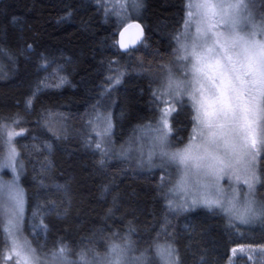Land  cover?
Segmentation results:
<instances>
[{
    "label": "trees",
    "instance_id": "16d2710c",
    "mask_svg": "<svg viewBox=\"0 0 264 264\" xmlns=\"http://www.w3.org/2000/svg\"><path fill=\"white\" fill-rule=\"evenodd\" d=\"M138 1L141 13L135 16L126 4L130 17L122 22L105 0H0V125L17 133L24 216L35 202L46 211L47 231L27 234L31 246L40 261L50 262L51 253L67 245L75 261L82 250L103 256L110 243L130 236V256L147 250L151 264H163L156 244L172 245L179 264H264L237 252L264 246V217L241 223L219 207H170L175 166L152 168L118 152L160 116L158 87L177 56L188 10L187 0ZM246 1L264 23V0ZM134 19L144 24L145 40L122 51L119 32ZM58 71L66 73L63 82L49 78ZM104 111L115 123L110 143L98 150L94 121ZM194 117L189 102H178L171 116L174 147L190 141ZM3 142L4 136L0 154ZM259 174L254 195L262 205L264 149ZM2 220L0 264H14V257L4 258L9 238Z\"/></svg>",
    "mask_w": 264,
    "mask_h": 264
},
{
    "label": "snow or ice",
    "instance_id": "6c2138e0",
    "mask_svg": "<svg viewBox=\"0 0 264 264\" xmlns=\"http://www.w3.org/2000/svg\"><path fill=\"white\" fill-rule=\"evenodd\" d=\"M193 7L201 10L202 21L208 23L207 28L203 31L200 28L197 29L198 33L206 38L202 39L199 44L194 42L190 52L188 51L189 46L181 42L179 37L176 38L180 52L177 59L189 61L190 68L187 71L191 73V79L187 78V74L184 78H180L174 76L170 71L164 86L165 91L159 93V103L161 105L175 104L180 102L178 98L182 99L183 96H188L193 101V106L196 107L197 115L194 119L203 126L200 135L204 137V140L201 145H196V151H194L192 143L182 150L163 151L168 140V134L163 131V127L167 116L172 111L170 108L162 114L160 127L156 129L158 135L154 137L152 148L148 152L147 163L151 164L153 156L156 155V149L160 148L162 165L164 158H167L168 161L177 162L185 168L191 165L197 169H207L206 175L216 177V180L206 186V188H210L218 183L225 168L232 167L230 163H226L216 154L221 142L232 151L239 149L240 152H244L248 149L249 134L253 132L257 121L264 120V41H257L254 38L256 35L254 32L241 35L238 31V28L247 23L250 18L247 5L243 3V0H238L236 3H213L211 0H204L202 3L189 5V9ZM222 25L225 26L224 30H220ZM209 33L211 35H208ZM0 52H3V49H0ZM111 79H117L119 82L118 78L110 77ZM197 93H199V97H197ZM165 96H171L172 100H165ZM27 103L28 106H31V98ZM104 119L107 120L104 136L109 139L104 141L102 138L101 142L96 144L98 150L101 149L102 143H110L112 125L107 117ZM13 123L19 125L20 121L17 119ZM229 125L231 126L225 132V128ZM204 128L209 130L206 136L203 132ZM195 131L196 129H194ZM5 134L10 147L7 157L0 162V169L10 167L15 174L18 153L14 147H11V144L13 135L17 133L7 130L6 125H0V139ZM240 140L243 143L235 142ZM261 144L264 145V130H262ZM47 147L51 150L50 145ZM253 147H255V141H253ZM201 148L202 151H199ZM106 154L107 149L102 155ZM126 154V151L122 150L121 155ZM98 163L103 166L105 160L101 159ZM20 167H23L22 163H20ZM253 178L258 180L255 173H253ZM237 179L240 177L237 176ZM18 181V175H14L13 180L8 184L0 181V223H3L2 217L7 215L8 227L3 231L10 242L9 254L4 258L7 261L13 260L15 257L14 264H40V257L36 254V249L31 246V242L26 237L22 238L25 201L23 189L19 186ZM245 183H247L250 193L255 191L253 182L246 179ZM170 191L184 192L186 196L188 194L183 179L176 188ZM234 199L235 197H233ZM169 203L170 207L174 206L185 210L194 209L201 204L208 207L209 210L219 207L241 223H249L257 216L264 217V204L261 205L258 212L253 209L251 200L246 203L243 209H237L232 200L225 207L221 199L213 198L210 194L205 193H201L199 196L193 195L190 203L187 200L179 205H173L172 201ZM41 227L47 231L46 225L42 224ZM132 251H134L133 242L130 236H125L121 238V242L110 243L107 253L103 256L93 253L89 257L88 252L82 250L78 254V260L73 261L68 258L70 252L68 246L61 244L51 253L50 262L46 261L45 264H151L146 255L147 250L139 256L129 257V253ZM155 252L163 264H179L172 245L156 244Z\"/></svg>",
    "mask_w": 264,
    "mask_h": 264
},
{
    "label": "rangeland",
    "instance_id": "374dc122",
    "mask_svg": "<svg viewBox=\"0 0 264 264\" xmlns=\"http://www.w3.org/2000/svg\"><path fill=\"white\" fill-rule=\"evenodd\" d=\"M105 1L115 6L114 9L116 10L118 14L120 13L119 15L124 16V18H122V22L126 21L127 18L129 19L130 17V13L128 14L127 5L132 8V11L136 14L135 16L141 13L140 4L138 0H135V2H133V0H105ZM202 2H204V0H187V6H188L187 16L179 32L178 37L180 38L181 42L186 43L189 46L188 47L189 52L191 51V45L194 42L199 44L200 42H202V39L206 38V37H202L200 33H198L197 31L198 28H200L201 31H203L208 26V23L206 21H202L201 10H198L195 7L189 9L190 4L195 5L197 3H202ZM211 2L213 3H220V2L236 3L238 2V0H211ZM243 3L247 5V9H248L247 1L243 0ZM190 12H191V15H189ZM248 15L250 18L248 19L247 23L242 24L238 28V31H240L241 35L254 32L256 33L254 38L257 41H264V23L260 22V20L257 17V14L253 10L249 11L248 9ZM224 27L225 26L222 25L220 30H224ZM213 30H216V29H213ZM208 35H211V33H209ZM178 49H179V44L178 42H176L175 51L177 53V56L180 54ZM197 50L199 51V48H197ZM177 56L175 59L171 61L172 65L170 66L168 71L164 74L163 76L164 81L158 87V94L165 91L164 86L167 82V78L169 76L170 71L174 76H179L180 78H184L185 74H187V78L191 79V73L187 71V69L190 68L189 61L178 60ZM65 75L66 73L64 72L61 73L58 71L55 75H52V74L49 75V78L50 80H53V78H55L54 80L56 82H58V80L61 81V79H63L64 81L66 78ZM197 97H199V93H197ZM164 99L171 101L172 97L165 96ZM178 99L180 101L185 100L189 102V104L194 109L195 116L197 115L196 107L193 106V101L188 96H183L182 99L180 98ZM177 105L178 103L163 104L159 118L156 121L141 127L138 130L137 136H136V139H138V141L136 143L128 144L124 146L123 148H121L118 151L119 154L121 155L122 150L126 151L127 154L124 156L137 157L138 158L137 160H139L138 162L145 164V165H149L152 168L157 167L158 165H162V158L159 154L161 151L160 148L156 149V155L153 156L151 164L147 163V156H148V152L152 148L154 137L158 135V132L156 131V129L160 127V121L162 118V114L164 112H167L170 108L172 109V111L167 116L166 123L163 127V131L168 134L167 146L164 147L162 150L166 152H174L177 150H182L189 143H192L194 147V151H196L197 150L196 145H201L204 140V137L200 135V131L203 126L200 125L197 122V120H195V125H194V129H196V131L194 132L193 130L192 138L186 145H184L183 147H174L171 144V139H170V134L172 131L171 116H172L173 110L176 108ZM105 117H107L111 122V125H112L111 131L114 127L115 120H114L113 113L111 111L102 112V114L98 117V119L94 121V124H95L94 130L96 131L97 129L98 131L97 133L98 140H99L98 143L101 142L102 138L104 141L109 139V137L104 136V129L107 127V120L104 119ZM60 125H62V123H60ZM230 126L231 125L227 126L224 131L227 132L228 127ZM7 130L14 132L10 128ZM262 130H264V120H258L256 126L254 127L253 132L249 134L248 149H246L244 152H240L239 149H237L236 151H232L230 148L225 147L223 143L221 142V146L216 151V154L219 157H221V159L224 160L226 163H230L232 167L225 168L223 173L220 175L218 183H216L210 188H206V186L209 185L212 181L216 180V177L206 175L205 173L207 169H203V168L197 169L196 167L191 166V165L185 168V166L180 165L177 162H171V161H168L167 158H164L163 165L175 166L174 175L176 176V179L173 182L174 185L172 189L176 188L177 184L181 181V179L185 181L186 187L188 189L187 196L185 195L184 192H180V191L173 192L172 191L173 197H174L172 198H173L175 205L184 203L185 200H187L190 203L191 197L193 195L199 196L201 193H205V194H210L213 198L221 199L225 207H227L228 202L232 200L237 209H243L246 203L249 200H251L253 201L252 203L253 209L257 210L258 212L260 210L261 205L256 200V197L254 195L255 191L251 193L249 192L248 185L247 183H245V180L247 179L250 182H253L255 189H256V184L258 183V181H260L259 159L264 149V145L261 144ZM208 131L209 130L206 128L203 129L205 136L207 135ZM111 134L112 133L110 132V138H111ZM16 135H13L12 137L11 147H14L17 153L19 154L17 145L14 142ZM4 138H5V142H3V144L5 146V149H4V152L0 154V162L3 161V158L7 157L8 152H9V147H10L8 143V137L6 134L4 135ZM229 138H230V134H229ZM253 141H255V147H253ZM235 142L243 143L242 140L235 141ZM104 147H105V143H102L101 149ZM199 151H202V148L199 149ZM0 152H1V149H0ZM253 153H255V155H253ZM24 170L25 168L23 167L21 168L20 165L18 164V156H17L16 173L14 174L10 167H4L3 169H0V181H2L4 184H8L13 180L14 175L19 176L18 183H19V186L23 189V193H24V201H25L24 213H25L26 196H25V189L22 185V175H23ZM253 173H255V177L258 178V180L253 178ZM237 176H239L240 179H237ZM233 197H235L234 200H233ZM198 206H202V204ZM43 207L44 206H42L40 203L35 202V206H33L31 211L27 215L23 216L22 238L26 237L27 240L29 241L28 235H39L40 233L42 234L45 232L41 227L42 224L47 226L46 211H44ZM34 213H36V215H34ZM228 215L230 216V214ZM230 217L235 221H239L238 219H235L232 216ZM259 218L260 216H257L256 218L251 219L249 222L257 221ZM4 226L5 228L8 227V216L7 215L4 216ZM164 245L167 246L169 244H164ZM237 252L238 253H248L250 258L254 260H261L264 262V246H258L252 249H248L247 247H239ZM129 257H132V256H130L129 254ZM41 259L42 258H40V260ZM40 264H45V261H40Z\"/></svg>",
    "mask_w": 264,
    "mask_h": 264
},
{
    "label": "water",
    "instance_id": "95a60500",
    "mask_svg": "<svg viewBox=\"0 0 264 264\" xmlns=\"http://www.w3.org/2000/svg\"><path fill=\"white\" fill-rule=\"evenodd\" d=\"M146 37L144 24L134 19L123 26L119 32L118 43L122 51H128L141 45Z\"/></svg>",
    "mask_w": 264,
    "mask_h": 264
}]
</instances>
